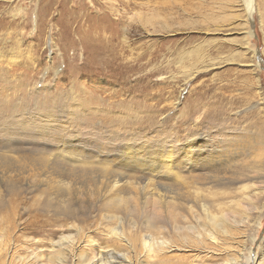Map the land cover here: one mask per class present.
<instances>
[{
    "label": "rangeland",
    "instance_id": "rangeland-1",
    "mask_svg": "<svg viewBox=\"0 0 264 264\" xmlns=\"http://www.w3.org/2000/svg\"><path fill=\"white\" fill-rule=\"evenodd\" d=\"M250 1L0 0V147L23 154L53 137L118 156L160 148L165 160L180 147L257 139L264 133V0H253L252 13ZM46 118L35 125L40 136L27 134L34 127L26 120ZM19 123L26 132L17 131ZM245 178L211 183L214 195L201 191V198L190 187L179 206L201 211L206 202L225 213L244 205L246 190L238 188L250 183ZM44 186L23 178L4 183L1 207L40 239L68 217L56 190ZM99 200L74 199V221L104 228L110 208ZM261 218V226L252 220L237 236L243 252L256 250L264 264ZM233 246L220 257L239 255Z\"/></svg>",
    "mask_w": 264,
    "mask_h": 264
},
{
    "label": "bare ground",
    "instance_id": "bare-ground-1",
    "mask_svg": "<svg viewBox=\"0 0 264 264\" xmlns=\"http://www.w3.org/2000/svg\"><path fill=\"white\" fill-rule=\"evenodd\" d=\"M253 3L251 0L249 13ZM47 121L26 120L25 127H34L27 134L38 135L41 128L38 131L35 125L44 126ZM19 126V133L26 132ZM47 134L53 136L51 131ZM52 140L16 155L8 154L16 152L14 149L0 147V264H243L244 259L247 264H260L256 250L247 255L243 252L244 244L237 234L244 233L241 227L247 229L253 221L262 225L264 200L261 204L259 200L264 199V188L259 184H264V133L257 139L243 136L227 140L216 148L208 144L200 148L197 142L194 151L180 147L173 156L172 150L168 151L165 160L160 159L158 152L164 153L160 148L150 153V149L139 147L118 156ZM232 175L250 181L238 188L246 190L244 205L235 202L225 213L215 212L206 202L201 203V211L195 204L184 206L187 210L179 206L184 199L180 196L190 194V187L197 197L204 195L201 191L214 195L210 184ZM19 178L34 179L47 190H56L54 199L68 216L59 232L40 239L26 232L16 215L1 213L3 184ZM100 198L110 208L105 214L107 221L102 222L104 228L74 221V199L82 203ZM100 232L106 237L99 239L96 234ZM229 245H239V255L223 259L220 253L229 252ZM185 254L189 255L187 260L180 261Z\"/></svg>",
    "mask_w": 264,
    "mask_h": 264
}]
</instances>
